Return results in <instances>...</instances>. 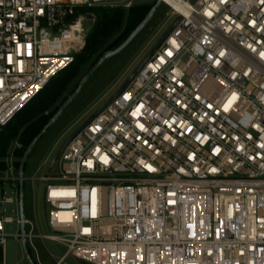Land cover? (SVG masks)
Listing matches in <instances>:
<instances>
[{
    "label": "built area",
    "instance_id": "1",
    "mask_svg": "<svg viewBox=\"0 0 264 264\" xmlns=\"http://www.w3.org/2000/svg\"><path fill=\"white\" fill-rule=\"evenodd\" d=\"M122 1L0 0V131L82 52L90 9ZM177 1L131 82L43 162L53 234L26 219V238L58 242L55 264H264V0ZM17 147L0 159L3 264Z\"/></svg>",
    "mask_w": 264,
    "mask_h": 264
},
{
    "label": "rangeland",
    "instance_id": "2",
    "mask_svg": "<svg viewBox=\"0 0 264 264\" xmlns=\"http://www.w3.org/2000/svg\"><path fill=\"white\" fill-rule=\"evenodd\" d=\"M140 2H155L156 4L157 0H123L122 5H132ZM176 18L177 16L172 15L170 9L161 3L151 21L122 51L104 61L32 148L24 168L26 177L24 194L25 217L34 224L33 229L35 233L41 235L53 234L47 222L48 208H46L44 202L46 185L44 181L37 179L48 174L50 163L47 161L43 163L44 160L51 161L64 141L103 108L104 105L109 103L134 69L156 45L170 25L174 23ZM87 26H90V22H87ZM91 67L92 61L82 68L75 82L71 83L70 87H74L75 85V88H77ZM3 190L9 195L13 192L10 186H5ZM3 190L0 187V196ZM15 208V205H8L6 214L15 216V212L13 211ZM29 229L30 226H27L26 231H29ZM19 230L20 226L17 221L4 225V231L9 234H17ZM32 242L36 246L38 254L31 247L30 240L27 239L29 251L35 263H37V260H40L42 264H55L64 254L62 246L54 240L36 237L32 239ZM0 264H3L1 251ZM5 264H30L23 253L22 238L16 236L7 237L5 243ZM59 264L87 263L68 256Z\"/></svg>",
    "mask_w": 264,
    "mask_h": 264
},
{
    "label": "trees",
    "instance_id": "3",
    "mask_svg": "<svg viewBox=\"0 0 264 264\" xmlns=\"http://www.w3.org/2000/svg\"><path fill=\"white\" fill-rule=\"evenodd\" d=\"M155 2H140L125 6H97L91 8L95 20L90 21L86 44L75 61L55 77L0 131V159L5 158L14 143L22 147L12 152L19 167L28 145L40 133L66 99L75 91L70 87L82 68L90 61L92 67L107 52L119 47L143 22ZM91 67V68H92ZM6 164L0 162V169Z\"/></svg>",
    "mask_w": 264,
    "mask_h": 264
},
{
    "label": "water",
    "instance_id": "4",
    "mask_svg": "<svg viewBox=\"0 0 264 264\" xmlns=\"http://www.w3.org/2000/svg\"><path fill=\"white\" fill-rule=\"evenodd\" d=\"M161 0H157V3L151 8L150 12L146 16V18L143 20V22L131 33V35L116 49L109 51L105 53L98 61L97 63L88 71V73L82 78L80 81L78 87L76 90L66 99V101L62 104V106L59 108V110L51 117V119L48 121V123L43 127V129L40 131V133L33 139V141L28 145L23 157L21 158L20 165H19V176H20V183H19V206H20V219H21V227H20V233L22 238V248L25 258L28 260L30 264H37L35 263L34 259L32 258L27 238H26V225H25V194H24V182H25V163L27 160V157L29 156L32 148L37 143V141L45 134L47 129L53 124V122L61 115V113L65 110V108L68 106V104L76 97V95L79 93L81 88L83 87L84 83L93 75V73L104 63V61L126 47V45L151 21L153 18V15L155 11L158 9V7L161 4ZM88 18L95 19L94 13H89ZM179 19L177 18L172 25L167 29V31L160 37V39L157 41L156 45L151 49V51L146 55V57L141 61V63L134 69V71L131 73V75L126 79L122 87L118 90V92L114 95V97L120 93L123 88L128 85L131 80L135 77V75L139 72V70L144 66V64L148 61V59L152 56V54L155 52L156 48L159 47L164 39L168 36L169 32L175 27ZM113 98V97H112ZM111 98V100H112ZM88 121H86L82 126L87 124ZM79 130L77 129L64 143L61 145L60 149L57 151L56 155L54 156V159L51 163V168L53 167L56 158L59 157L62 150L66 147V145L78 134Z\"/></svg>",
    "mask_w": 264,
    "mask_h": 264
},
{
    "label": "bare ground",
    "instance_id": "5",
    "mask_svg": "<svg viewBox=\"0 0 264 264\" xmlns=\"http://www.w3.org/2000/svg\"><path fill=\"white\" fill-rule=\"evenodd\" d=\"M164 1L166 3H169L171 5H173L174 7L179 9V3L177 0H161V2Z\"/></svg>",
    "mask_w": 264,
    "mask_h": 264
},
{
    "label": "crops",
    "instance_id": "6",
    "mask_svg": "<svg viewBox=\"0 0 264 264\" xmlns=\"http://www.w3.org/2000/svg\"><path fill=\"white\" fill-rule=\"evenodd\" d=\"M37 249V248H36ZM38 250H35V252H37ZM37 254H38V252H37ZM39 259V258H38ZM61 259V258H60ZM38 261V260H37ZM40 261V260H39ZM59 261V260H58ZM41 262V261H40Z\"/></svg>",
    "mask_w": 264,
    "mask_h": 264
}]
</instances>
